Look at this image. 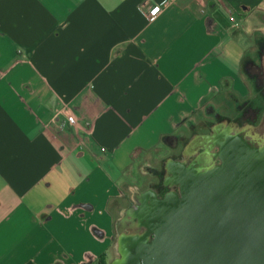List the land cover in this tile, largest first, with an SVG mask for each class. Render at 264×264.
<instances>
[{
  "label": "crops",
  "instance_id": "1",
  "mask_svg": "<svg viewBox=\"0 0 264 264\" xmlns=\"http://www.w3.org/2000/svg\"><path fill=\"white\" fill-rule=\"evenodd\" d=\"M143 1L0 0V264H111L134 173L251 103L264 0Z\"/></svg>",
  "mask_w": 264,
  "mask_h": 264
},
{
  "label": "water",
  "instance_id": "2",
  "mask_svg": "<svg viewBox=\"0 0 264 264\" xmlns=\"http://www.w3.org/2000/svg\"><path fill=\"white\" fill-rule=\"evenodd\" d=\"M244 129L225 118L189 141L192 153L184 148L180 159L167 160L161 187L168 190L136 193L117 221L113 264H158L168 250L181 264L209 246L215 262L264 264V137L254 140ZM196 148L213 152L207 167Z\"/></svg>",
  "mask_w": 264,
  "mask_h": 264
},
{
  "label": "rangeland",
  "instance_id": "3",
  "mask_svg": "<svg viewBox=\"0 0 264 264\" xmlns=\"http://www.w3.org/2000/svg\"><path fill=\"white\" fill-rule=\"evenodd\" d=\"M256 64L257 62L259 63V60H257V57L255 59ZM250 89H251V95L253 96L251 98V104H258V105H263V98L260 94H258L255 91V88L253 86V82L252 80L250 81ZM240 112L242 111V109L239 110ZM239 112V113H240ZM239 114H236L235 117H238ZM214 121H216V118H214L213 114H208L207 110L205 108H203L200 111L199 116H197V118L194 121L195 126H193V130L191 129L192 126L187 127L184 131L181 132V136H185L187 139L189 137V135L194 132V131H198V132H207L208 131V124L213 123ZM191 129V130H190ZM196 140H199V137L195 138ZM193 145V144H192ZM189 146L186 147L184 149V153L185 154H189L190 152L192 153V147L193 146ZM182 146L183 143L181 142V145H179V148L173 153L174 156L179 155V151L181 148L182 151ZM213 152L209 151L208 149L203 150L200 154L196 155V160L200 162H205L203 165H206L204 167H207L209 165V159L211 158ZM183 162V160H182ZM163 164V163H162ZM162 164L161 162H159L157 159H150L149 163L147 164V166L144 168H139V170L137 171V173H134L133 176H135V182H137L139 185H137L136 187H127L125 189L127 197L122 199L120 208H126L128 207L131 203H134V201L132 200V190L133 188H137L139 190L145 189L146 187H148L149 185H157L159 184V182L161 181V176H162ZM189 172V171H188ZM164 189L161 187L159 189L160 194L162 193ZM120 208H117L115 211L116 214V218L119 217V215H121L120 213ZM205 249V248H202ZM208 250V256H206V251ZM205 250H201L199 252V256L192 259V260H188L185 261L181 264H223L221 262H215L212 258V254H213V248L211 246H209V248H206ZM168 253H166L169 257H168V261H164L161 260L160 262H157L158 264H178V262H176L177 260H175V258H173V252L172 250H168ZM117 255L116 252V235H114L113 238V244H112V248H111V252H110V257L114 258ZM225 264H228L225 263Z\"/></svg>",
  "mask_w": 264,
  "mask_h": 264
},
{
  "label": "flooded vegetation",
  "instance_id": "4",
  "mask_svg": "<svg viewBox=\"0 0 264 264\" xmlns=\"http://www.w3.org/2000/svg\"><path fill=\"white\" fill-rule=\"evenodd\" d=\"M262 57L259 60V63L257 65L251 63L250 65V69L248 71L249 73V77L251 78L252 82H253V86L255 88V91L260 94L264 100V47L262 48ZM227 119L230 122H235L239 125H243L244 126V133H249L250 135L254 136V140H261L264 137V105H262V107L258 106V104H251L249 103L246 107H244L242 109V111L239 113L238 117H235L233 119L227 118V117H218L216 118V121H214L211 124H208V131L207 132H198V131H194L192 132L189 137L187 139H182V151H181V156L183 153V149L185 148V146L189 143V141L195 136V135H204L209 133L210 127L215 124L220 122L223 119ZM212 150H216L215 148H212ZM202 149L201 148H196V152H201ZM190 160H193L194 157L190 156L189 157ZM167 162V161H166ZM166 162L164 163L163 167H162V176H161V181L159 182V184L157 185H153L152 187L157 188L158 189V195L161 197L167 190L168 187H162L164 190L162 191V193L160 194L159 189L161 188V186L165 185L166 183V179H165V173H166ZM171 188L175 187L176 185V190L178 191L179 188V184H171L170 183ZM131 205V204H130ZM129 205V206H130ZM133 205V204H132ZM128 206V207H129ZM118 235L116 234V252L117 255L113 258L112 263H114V261L116 259H118L120 257L119 251H118Z\"/></svg>",
  "mask_w": 264,
  "mask_h": 264
},
{
  "label": "built area",
  "instance_id": "5",
  "mask_svg": "<svg viewBox=\"0 0 264 264\" xmlns=\"http://www.w3.org/2000/svg\"><path fill=\"white\" fill-rule=\"evenodd\" d=\"M164 3L165 2L156 3V2H151L150 0H144L140 6L141 12L144 15L148 16L149 18L153 17V16L157 15L162 10ZM68 120H69V122L73 123L74 122V116L73 115L68 116ZM102 150H104V148H102Z\"/></svg>",
  "mask_w": 264,
  "mask_h": 264
},
{
  "label": "trees",
  "instance_id": "6",
  "mask_svg": "<svg viewBox=\"0 0 264 264\" xmlns=\"http://www.w3.org/2000/svg\"><path fill=\"white\" fill-rule=\"evenodd\" d=\"M100 259H101V260H100L99 264H106V263H105V259H104V257H101Z\"/></svg>",
  "mask_w": 264,
  "mask_h": 264
}]
</instances>
